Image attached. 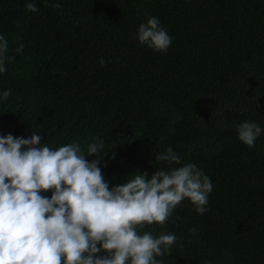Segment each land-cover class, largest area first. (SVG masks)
I'll list each match as a JSON object with an SVG mask.
<instances>
[{"label":"trees","instance_id":"obj_1","mask_svg":"<svg viewBox=\"0 0 264 264\" xmlns=\"http://www.w3.org/2000/svg\"><path fill=\"white\" fill-rule=\"evenodd\" d=\"M150 16L172 37L166 52L138 42ZM0 34L15 57L0 74V135L85 151L96 137L110 187L193 163L213 185L207 211L185 199L140 229L176 236L156 259L264 264V0H0ZM245 121L262 129L251 148ZM169 147L180 165L156 160Z\"/></svg>","mask_w":264,"mask_h":264},{"label":"clouds","instance_id":"obj_2","mask_svg":"<svg viewBox=\"0 0 264 264\" xmlns=\"http://www.w3.org/2000/svg\"><path fill=\"white\" fill-rule=\"evenodd\" d=\"M25 8L39 11L34 2H26ZM137 39L163 53L172 37L150 16L138 26ZM23 49L20 43L14 51ZM14 59L0 34V74ZM98 63L104 66L106 61ZM10 94L4 90L0 99ZM235 127L238 139L249 148L262 131L249 121ZM104 152L103 141L96 137L85 151L76 142L53 149L35 132L27 138L0 135V264H162L156 257L171 249L176 236L155 237L140 229L164 225L185 199L203 214L213 190L210 178L187 163L157 169L150 178L137 172L110 187L98 166ZM86 155L97 159L89 161ZM156 160L181 163L171 147ZM49 191L50 197L42 195Z\"/></svg>","mask_w":264,"mask_h":264}]
</instances>
